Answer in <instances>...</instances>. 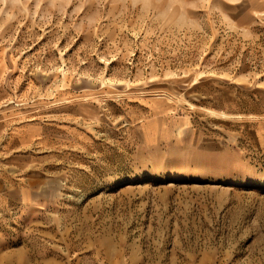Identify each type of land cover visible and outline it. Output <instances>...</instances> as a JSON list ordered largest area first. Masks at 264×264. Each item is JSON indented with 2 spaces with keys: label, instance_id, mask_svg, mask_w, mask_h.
Wrapping results in <instances>:
<instances>
[{
  "label": "rangeland",
  "instance_id": "374dc122",
  "mask_svg": "<svg viewBox=\"0 0 264 264\" xmlns=\"http://www.w3.org/2000/svg\"><path fill=\"white\" fill-rule=\"evenodd\" d=\"M232 2L0 0V264H264V14Z\"/></svg>",
  "mask_w": 264,
  "mask_h": 264
},
{
  "label": "crops",
  "instance_id": "0c3cea01",
  "mask_svg": "<svg viewBox=\"0 0 264 264\" xmlns=\"http://www.w3.org/2000/svg\"><path fill=\"white\" fill-rule=\"evenodd\" d=\"M227 3H230L227 1ZM227 6H234L241 8L246 7L248 9V13H252L253 15L256 14H264V0H233L231 5L227 4ZM259 133L260 143H262V146L264 147V126L260 127L257 131Z\"/></svg>",
  "mask_w": 264,
  "mask_h": 264
}]
</instances>
